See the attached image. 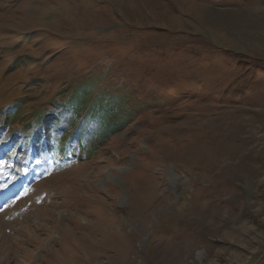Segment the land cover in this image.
Masks as SVG:
<instances>
[{
    "label": "rangeland",
    "instance_id": "374dc122",
    "mask_svg": "<svg viewBox=\"0 0 264 264\" xmlns=\"http://www.w3.org/2000/svg\"><path fill=\"white\" fill-rule=\"evenodd\" d=\"M0 264H264V0H0Z\"/></svg>",
    "mask_w": 264,
    "mask_h": 264
},
{
    "label": "trees",
    "instance_id": "16d2710c",
    "mask_svg": "<svg viewBox=\"0 0 264 264\" xmlns=\"http://www.w3.org/2000/svg\"><path fill=\"white\" fill-rule=\"evenodd\" d=\"M237 64L238 66H246L245 63L242 64L240 61H238ZM229 87H232V85H230ZM87 89L88 88L86 87H77V89L75 90L76 92L69 97V100L66 101L67 103L65 104V106H70L71 109L76 113H79V111L83 110L85 107V116L90 119L94 118L98 121L97 138L101 141L103 136H107L106 133H109L116 128L122 127L124 121H126V117L121 116V111L124 110L120 108L117 109L114 107H108L107 105L102 104L101 101L103 97L98 94L94 97L91 103H88L87 99L85 98V94L88 93ZM238 90V88H233L234 93H237ZM83 128L85 129V126L82 125L81 130L79 131L80 136L83 135ZM76 141L80 142V138H68L64 140V143H75Z\"/></svg>",
    "mask_w": 264,
    "mask_h": 264
}]
</instances>
